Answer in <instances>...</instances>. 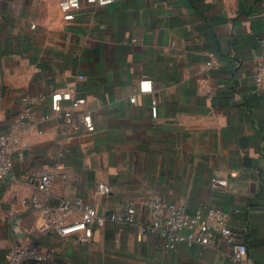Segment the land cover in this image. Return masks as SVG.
<instances>
[{"label": "crops", "instance_id": "1", "mask_svg": "<svg viewBox=\"0 0 264 264\" xmlns=\"http://www.w3.org/2000/svg\"><path fill=\"white\" fill-rule=\"evenodd\" d=\"M57 3L0 0V132L23 97L56 89L84 98L96 129L67 136L48 101L34 106V128L0 182V264L14 243L63 264H239L222 242L167 248L141 231L152 197L225 210L250 264H264V80H255L264 0H81L72 20ZM58 163L52 206L80 197L107 214L132 204L133 222L94 225L88 242L52 231L25 203L35 192L27 174Z\"/></svg>", "mask_w": 264, "mask_h": 264}, {"label": "built area", "instance_id": "2", "mask_svg": "<svg viewBox=\"0 0 264 264\" xmlns=\"http://www.w3.org/2000/svg\"><path fill=\"white\" fill-rule=\"evenodd\" d=\"M85 2L102 7L112 4L114 0H85ZM80 3L81 0H58V8L63 19L72 20L75 11L80 8ZM258 44L261 55L256 67L255 80L256 85L259 86L264 80V35L258 39ZM139 89L141 92L151 91L150 82L140 80ZM45 101L49 102L50 109L60 117L67 136L73 137L95 131L96 125L91 112L79 109L85 103L84 98L73 97L63 89H56L48 94L37 93L23 97L16 118L7 130L0 132V182L10 175L15 158L20 156L18 146L22 136L34 128V106ZM65 101L69 102L67 107L63 105ZM150 113L153 118L156 117L157 108L154 99L150 103ZM64 176L60 163L27 174V181L34 186L35 192L25 200V203L49 217L52 231L60 235L78 234L81 242H88L94 225L103 226L106 221L119 224L133 222L135 207L132 204H120L107 214L99 213L93 206L84 204L80 197L60 200L52 206L48 198L51 196L54 180ZM145 205L148 222L140 230L153 232L159 236L163 246L174 248L178 243L185 242L188 245L215 247L222 242L228 247L231 261L250 264L245 240L241 233L231 226L229 213L225 210L211 207L206 210L191 211L184 202H167L158 197L147 199ZM76 209L80 211V216L69 221V217ZM6 264L63 263L56 260L52 250L14 243L7 250Z\"/></svg>", "mask_w": 264, "mask_h": 264}, {"label": "rangeland", "instance_id": "3", "mask_svg": "<svg viewBox=\"0 0 264 264\" xmlns=\"http://www.w3.org/2000/svg\"><path fill=\"white\" fill-rule=\"evenodd\" d=\"M30 1H36L38 3V1L40 0H30ZM43 2H49V3H53L55 0H42ZM58 5V3H57Z\"/></svg>", "mask_w": 264, "mask_h": 264}]
</instances>
